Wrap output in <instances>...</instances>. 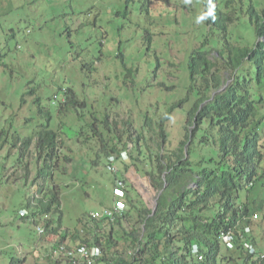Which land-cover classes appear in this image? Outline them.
I'll use <instances>...</instances> for the list:
<instances>
[{"label":"rangeland","instance_id":"374dc122","mask_svg":"<svg viewBox=\"0 0 264 264\" xmlns=\"http://www.w3.org/2000/svg\"><path fill=\"white\" fill-rule=\"evenodd\" d=\"M11 1L0 17V66L5 67H0V141L7 144L0 150V264H48L47 254L56 240L64 236L69 244L79 242L76 226L84 212L113 204L116 174L108 169L103 139L116 141L124 151L129 121L139 129L144 113L153 116L157 111L154 118H159L182 97L180 93L185 95L189 56L208 32L203 25L204 2L214 0ZM238 1L245 5L248 0ZM258 6L262 9L264 3ZM10 28L16 31L13 37L5 30ZM118 51H124L131 72L116 57ZM82 58L94 59L98 71L84 68ZM157 60L161 65L155 72ZM157 82L177 84L180 89L161 91L155 86L149 91L146 87ZM69 87L87 101V107L64 105L61 111ZM160 96L163 102H158ZM103 119H108L113 131ZM185 121L186 110H176L168 122L170 149L185 138ZM49 122L72 161L64 167L62 154L58 166L65 172L57 170L54 181L42 177L36 184V143L27 149V141ZM146 134L156 138L155 133ZM129 146H133L130 141ZM22 162H32L30 176L27 169L18 170ZM119 164V177L155 207L158 192L149 177L134 166L125 170L124 161ZM54 185L60 190V206L41 215L38 194L51 198L55 193L44 194ZM23 210L27 217L21 215ZM61 212L63 225L58 233L40 235L37 227L45 228ZM259 223L264 227L261 215L254 220L257 232ZM21 259L27 260L20 263Z\"/></svg>","mask_w":264,"mask_h":264},{"label":"trees","instance_id":"16d2710c","mask_svg":"<svg viewBox=\"0 0 264 264\" xmlns=\"http://www.w3.org/2000/svg\"><path fill=\"white\" fill-rule=\"evenodd\" d=\"M11 2L0 0V17ZM261 3L264 2L248 0L245 5L238 0L204 2L203 25L208 32L201 46L189 56L185 95L180 93L182 97L159 118H154L157 111L153 116L149 111L144 113L147 116L139 129H133L129 121L124 151L116 141L103 139L105 155H116L125 162V170L134 166L149 177L157 195L162 191L155 213L137 189L131 190L128 185L127 209L114 221L95 219L90 212L79 217L75 236L80 243L101 245L108 262L264 264L263 224H258V232L253 229L255 214L264 220V8L258 6ZM5 30L9 31L8 36L16 35L14 28ZM149 38L150 44L153 34ZM83 52L76 57L80 58ZM116 57L132 71L126 66L124 51H118ZM81 60L90 72L93 67L94 72L98 71L94 59ZM160 65L157 60L153 65L155 72ZM155 86L161 91L163 87L170 91L180 89L177 84L166 82L146 87L150 91ZM75 94L71 87L66 89L60 102L61 111L64 105L87 107V101H81ZM163 100L160 96L158 102ZM176 110H186V134L176 148L170 149L167 125ZM102 122L109 126L108 119ZM109 129L113 131L112 126ZM115 129L118 130V123ZM148 131L155 133L157 139L148 136ZM92 133L98 135L96 128ZM59 137L58 130L49 122L27 141V149L36 143V184L42 177L54 181L57 170L65 172L58 166L62 154L64 167L72 161ZM6 147L0 141V150ZM22 157L24 160L27 155L23 152ZM31 164L22 162L18 170L27 169L30 176ZM45 191L47 196L55 194L51 198L38 194L36 201L43 204L41 215H47L53 207L58 210L61 203L57 185ZM33 214L36 216V211ZM61 214L56 220L48 219L43 230L58 233L63 225ZM247 225L252 232L243 239L241 233ZM228 229H236L239 236L233 248L224 247L219 238L221 231ZM249 239L258 247L259 256L248 252L245 241ZM194 244L203 258L192 253Z\"/></svg>","mask_w":264,"mask_h":264},{"label":"built area","instance_id":"2783aa9c","mask_svg":"<svg viewBox=\"0 0 264 264\" xmlns=\"http://www.w3.org/2000/svg\"><path fill=\"white\" fill-rule=\"evenodd\" d=\"M114 160V158H113ZM112 169H116V164L111 166ZM124 183L119 181V186L116 189V194L118 197H121L119 200L116 201L115 206L113 209H104L100 212H95V217H103L108 219H114L115 215L126 208L125 202L122 197L125 196L124 192ZM25 214V213H23ZM258 214L254 215V218H257ZM40 233H43V228H38ZM236 231L234 229L222 230L220 233V239L222 243L225 245L226 248H233L236 244V240L239 236H236ZM251 233V227H245V233L241 236L245 239V235H249ZM245 245L249 253L259 256L260 253L257 251L255 245L250 241L246 240ZM195 255L199 256V259L203 258V255L200 254L199 247L194 246L192 249ZM105 252L100 245L93 244H80L76 247H69L66 243H60L56 245L55 249L53 250V258H63L66 259L70 264H111L103 260ZM264 257V254H261V258Z\"/></svg>","mask_w":264,"mask_h":264},{"label":"clouds","instance_id":"9594fccd","mask_svg":"<svg viewBox=\"0 0 264 264\" xmlns=\"http://www.w3.org/2000/svg\"><path fill=\"white\" fill-rule=\"evenodd\" d=\"M122 157H123V159H126L127 158V155H126V153H123V155H122ZM113 158H114V160H113ZM108 169L109 170H111L113 173H115L116 174V179H115V189H114V193H115V198H114V201H113V204L110 206V207H104V208H102V209H99V210H94V211H92V212H90V214L92 215V217L93 218H95V219H103V220H107V221H114L115 219H116V217L118 216V215H123V213L126 211V209H127V201H126V198H127V185H126V180L123 178V177H119V171L121 172V169H120V164H119V160H118V157L116 156V155H112V156H109L108 157ZM113 164H116V166H117V168L114 170V169H112L111 168V166L113 165ZM119 181H122L123 183H124V192H125V196L124 197H122V199L124 200V202H125V205H126V208L124 209V210H122L121 212H119V213H117L116 215H115V218L114 219H108V218H103V217H101V218H99V217H95L94 216V213L95 212H100V211H103L104 209H113L114 208V206H115V203H116V201L117 200H119L121 197H118L117 196V194H116V189L118 188V186H119ZM160 195V194H159ZM158 195V196H159ZM155 208V207H154ZM23 213H25V214H27L24 210L22 211V213H21V215H23ZM258 217H259V215H258ZM253 219H257V218H254L253 217ZM247 226H250V225H247ZM247 226H245V227H247ZM39 227H41V226H39ZM39 227H37V228H39ZM251 227V226H250ZM42 228V227H41ZM235 231H236V229H234ZM38 232H39V230H38ZM45 231H43V233H44ZM251 232H252V227H251ZM40 233V232H39ZM43 233H40V235H42ZM243 233H245V228H244V231H243ZM249 235H251V233L249 234ZM246 236H248V235H245V237ZM219 238H220V235H219ZM239 238V237H238ZM242 238V237H241ZM250 241H251V239H249ZM222 242V241H221ZM254 245H255V247L257 248V251L259 252V249H258V247L256 246V244L253 242V241H251ZM60 243H66L69 247H76V246H78V245H80V244H86V243H80V242H78V243H76V244H69V243H67L66 241H61V240H56L55 241V243H54V245H53V247H52V250L47 254V256H48V264H55L58 260H63V261H65V262H67L68 264H70L66 259H63V258H53L52 257V255H53V250L55 249V247H56V245H58V244H60ZM223 244V243H222ZM88 245H93V244H88ZM97 245H99V244H97ZM194 245H196V244H194ZM101 246V245H100ZM223 246L225 247V245L223 244ZM102 247V246H101ZM194 247V246H193ZM103 248V247H102ZM193 249V248H192ZM104 250V249H103ZM105 252V251H104ZM192 253H193V251H192ZM260 253V252H259ZM194 254V253H193ZM103 260H105L106 262H108L106 259H105V254H104V256H103V258H102ZM109 263H111V262H109ZM112 264V263H111Z\"/></svg>","mask_w":264,"mask_h":264},{"label":"water","instance_id":"95a60500","mask_svg":"<svg viewBox=\"0 0 264 264\" xmlns=\"http://www.w3.org/2000/svg\"><path fill=\"white\" fill-rule=\"evenodd\" d=\"M224 88V87H223ZM161 194V193H160ZM160 196V195H159ZM159 196L157 197V200H156V205H155V208H154V213L156 212V209H157V206H158V198Z\"/></svg>","mask_w":264,"mask_h":264},{"label":"bare ground","instance_id":"6f19581e","mask_svg":"<svg viewBox=\"0 0 264 264\" xmlns=\"http://www.w3.org/2000/svg\"><path fill=\"white\" fill-rule=\"evenodd\" d=\"M243 234L241 233V236H242ZM195 246H197V245H195Z\"/></svg>","mask_w":264,"mask_h":264}]
</instances>
